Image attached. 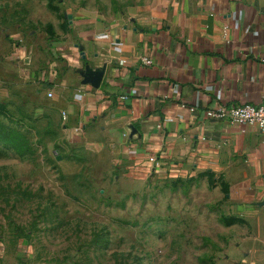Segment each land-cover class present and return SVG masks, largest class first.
<instances>
[{
	"label": "crops",
	"instance_id": "1",
	"mask_svg": "<svg viewBox=\"0 0 264 264\" xmlns=\"http://www.w3.org/2000/svg\"><path fill=\"white\" fill-rule=\"evenodd\" d=\"M71 16L43 79L65 130L142 176L203 177L190 184L204 189V211L215 195L233 220L220 264H264V132L207 115L264 98V0H146L111 19Z\"/></svg>",
	"mask_w": 264,
	"mask_h": 264
},
{
	"label": "rangeland",
	"instance_id": "2",
	"mask_svg": "<svg viewBox=\"0 0 264 264\" xmlns=\"http://www.w3.org/2000/svg\"><path fill=\"white\" fill-rule=\"evenodd\" d=\"M144 1L0 0V264L223 260L233 220L215 195L204 211L190 184L203 177L132 172L112 147L66 131L43 85L71 15L111 19Z\"/></svg>",
	"mask_w": 264,
	"mask_h": 264
},
{
	"label": "built area",
	"instance_id": "3",
	"mask_svg": "<svg viewBox=\"0 0 264 264\" xmlns=\"http://www.w3.org/2000/svg\"><path fill=\"white\" fill-rule=\"evenodd\" d=\"M18 54L19 58H26L25 50L23 48L19 49ZM142 62L147 65L151 64V60L144 57L142 58ZM47 96H52L51 91L47 92ZM127 97L128 91H125L122 96H120L121 99H126ZM207 115L233 125L257 126L264 132V98L256 105L250 103H237L229 106H218L215 110L208 111ZM61 118L63 120L66 119L65 112L61 113Z\"/></svg>",
	"mask_w": 264,
	"mask_h": 264
},
{
	"label": "trees",
	"instance_id": "4",
	"mask_svg": "<svg viewBox=\"0 0 264 264\" xmlns=\"http://www.w3.org/2000/svg\"><path fill=\"white\" fill-rule=\"evenodd\" d=\"M45 85H49V83H46Z\"/></svg>",
	"mask_w": 264,
	"mask_h": 264
}]
</instances>
